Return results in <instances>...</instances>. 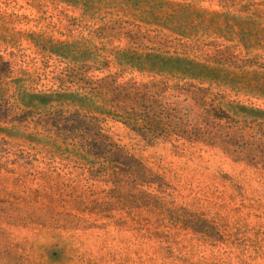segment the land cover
<instances>
[{
	"label": "rangeland",
	"instance_id": "374dc122",
	"mask_svg": "<svg viewBox=\"0 0 264 264\" xmlns=\"http://www.w3.org/2000/svg\"><path fill=\"white\" fill-rule=\"evenodd\" d=\"M0 264H264V0H0Z\"/></svg>",
	"mask_w": 264,
	"mask_h": 264
},
{
	"label": "trees",
	"instance_id": "16d2710c",
	"mask_svg": "<svg viewBox=\"0 0 264 264\" xmlns=\"http://www.w3.org/2000/svg\"><path fill=\"white\" fill-rule=\"evenodd\" d=\"M96 87L94 91L90 93L97 96L98 99L104 98L113 99L115 98L114 95H121L124 94V97L133 103L132 110L133 113L131 114L134 118L133 126L136 128L146 129L148 131H153L154 129H158L159 127L164 128V125L170 126L171 124L168 123L169 117L167 116L168 108L167 104L163 101L164 98H158L153 96H147L144 94L137 95L138 93L135 88H127V85H119L114 86L113 82L109 80V78H100L96 81ZM146 87H149L145 85ZM143 87V86H142ZM110 93L111 95H109ZM110 96V97H109ZM138 107L140 109H138ZM139 110V111H138ZM70 118L66 119L65 121H69ZM94 120V119H93ZM100 135V133H98ZM103 137V135H101ZM93 147H85L86 153L91 154ZM102 149H106L108 155L106 158H112L111 161L119 162L123 158L132 159L133 156L129 154V152L117 145L116 143H111V147L107 148L106 141H102L97 146L98 153H94V155L100 157V153Z\"/></svg>",
	"mask_w": 264,
	"mask_h": 264
}]
</instances>
